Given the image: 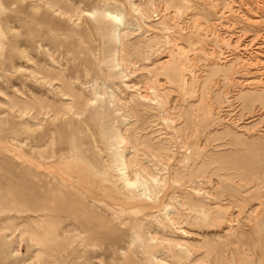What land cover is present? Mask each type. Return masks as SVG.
Listing matches in <instances>:
<instances>
[{
	"label": "rangeland",
	"instance_id": "1",
	"mask_svg": "<svg viewBox=\"0 0 264 264\" xmlns=\"http://www.w3.org/2000/svg\"><path fill=\"white\" fill-rule=\"evenodd\" d=\"M0 31V264H264V0H0Z\"/></svg>",
	"mask_w": 264,
	"mask_h": 264
},
{
	"label": "bare ground",
	"instance_id": "2",
	"mask_svg": "<svg viewBox=\"0 0 264 264\" xmlns=\"http://www.w3.org/2000/svg\"><path fill=\"white\" fill-rule=\"evenodd\" d=\"M163 13V12H162ZM106 16L109 17L110 19L113 20L114 23H116V28L115 31L112 33L114 39H119L120 35H121V31H120V26L123 25V21L121 19V14L117 13V12H107ZM1 32V31H0ZM1 36V34H0ZM4 36V35H3ZM58 36V35H57ZM178 50H182V48H180L178 46ZM178 55V54H177ZM179 56V55H178ZM111 65L116 69H118V73L120 76H126L125 71L123 70V66L121 65L119 59L116 57L112 60ZM161 65V69L164 70V73L167 75V78L169 80V82H176L177 87H179L180 85L183 84H187V82L191 79L190 77H192V73L193 71L191 70V68L185 64L182 60L181 57L178 58H165L163 59V61L160 63ZM255 65V64H254ZM260 69V68H259ZM258 69V70H259ZM264 76V74H263ZM262 78V77H261ZM264 79V78H263ZM261 81V80H260ZM249 83V82H248ZM186 84L184 86H186ZM128 86V85H126ZM181 87V89H183V87ZM155 90V89H154ZM153 93V92H152ZM140 94V93H139ZM154 94V93H153ZM155 96L156 99L158 101V103L160 104H164L166 102V97L163 95H159L156 94L155 91ZM164 97V98H163ZM155 99V101H156ZM157 103V104H158ZM158 104V105H160ZM232 106V105H231ZM164 108V107H163ZM206 116V114H204ZM203 115V116H204ZM207 117V116H206ZM205 117V119H206ZM204 118V117H203ZM209 124V123H208ZM112 128V127H111ZM195 129V128H194ZM122 136V135H121ZM115 137L117 138V135H115ZM122 139V138H121ZM116 140V139H115ZM197 146V145H196ZM123 152V151H122ZM63 159V157H62ZM118 159H119V168H118V172L121 175L123 184L125 186V188H133L135 189L137 187L138 184V177L140 176L136 169L133 171V178L132 176H130L128 169H129V165L127 160L125 159L124 154H118ZM65 161V160H63ZM153 181H156L157 179L155 177H152ZM222 205V204H221ZM226 208V207H224ZM189 254V253H188Z\"/></svg>",
	"mask_w": 264,
	"mask_h": 264
}]
</instances>
